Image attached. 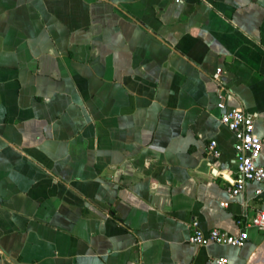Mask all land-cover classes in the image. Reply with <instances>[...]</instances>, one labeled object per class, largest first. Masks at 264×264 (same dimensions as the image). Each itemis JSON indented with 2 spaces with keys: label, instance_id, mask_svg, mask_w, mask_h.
<instances>
[{
  "label": "crops",
  "instance_id": "0c3cea01",
  "mask_svg": "<svg viewBox=\"0 0 264 264\" xmlns=\"http://www.w3.org/2000/svg\"><path fill=\"white\" fill-rule=\"evenodd\" d=\"M218 70L264 136V0H0V264H264Z\"/></svg>",
  "mask_w": 264,
  "mask_h": 264
},
{
  "label": "built area",
  "instance_id": "2783aa9c",
  "mask_svg": "<svg viewBox=\"0 0 264 264\" xmlns=\"http://www.w3.org/2000/svg\"><path fill=\"white\" fill-rule=\"evenodd\" d=\"M175 1L183 3V0ZM214 81L221 87L223 93L220 95V101L217 103V108L222 112L220 122L233 133L235 138L234 150L236 153L237 171L234 178L227 179L230 184L227 190L229 197L233 200L237 199L243 194L249 183L260 186L256 190V196H261L264 193V136L256 134L254 119L242 109L227 108V102L232 97L225 92L220 70L214 75ZM209 152L213 159H219L222 156L216 141L210 143ZM222 206L226 207L227 203H222ZM238 224H242V222L238 221ZM247 226L264 232V210L257 212ZM191 229L192 233L189 242L199 247L219 245L240 248L249 239L246 230H242L238 234H230L219 229H214L206 234L200 228L198 220L193 221ZM213 262L215 264H226L227 260L219 258L214 259Z\"/></svg>",
  "mask_w": 264,
  "mask_h": 264
}]
</instances>
